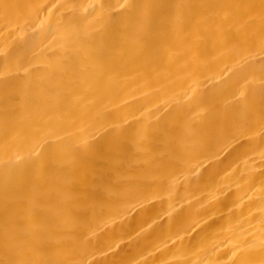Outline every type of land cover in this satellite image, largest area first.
<instances>
[{"label": "bare ground", "instance_id": "1", "mask_svg": "<svg viewBox=\"0 0 264 264\" xmlns=\"http://www.w3.org/2000/svg\"><path fill=\"white\" fill-rule=\"evenodd\" d=\"M0 264H264V0H0Z\"/></svg>", "mask_w": 264, "mask_h": 264}]
</instances>
